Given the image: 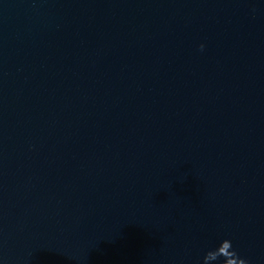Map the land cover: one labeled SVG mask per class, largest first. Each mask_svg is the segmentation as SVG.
Instances as JSON below:
<instances>
[{
  "label": "water",
  "instance_id": "1",
  "mask_svg": "<svg viewBox=\"0 0 264 264\" xmlns=\"http://www.w3.org/2000/svg\"><path fill=\"white\" fill-rule=\"evenodd\" d=\"M0 264H264V0H0Z\"/></svg>",
  "mask_w": 264,
  "mask_h": 264
}]
</instances>
